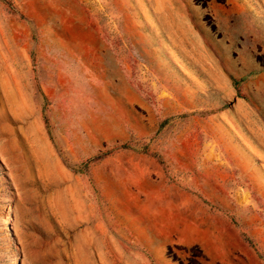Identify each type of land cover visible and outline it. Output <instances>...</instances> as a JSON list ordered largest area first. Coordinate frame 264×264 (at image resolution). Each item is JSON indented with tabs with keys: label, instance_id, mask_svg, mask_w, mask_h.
I'll use <instances>...</instances> for the list:
<instances>
[{
	"label": "rangeland",
	"instance_id": "374dc122",
	"mask_svg": "<svg viewBox=\"0 0 264 264\" xmlns=\"http://www.w3.org/2000/svg\"><path fill=\"white\" fill-rule=\"evenodd\" d=\"M0 264H264V0H0Z\"/></svg>",
	"mask_w": 264,
	"mask_h": 264
},
{
	"label": "bare ground",
	"instance_id": "6f19581e",
	"mask_svg": "<svg viewBox=\"0 0 264 264\" xmlns=\"http://www.w3.org/2000/svg\"><path fill=\"white\" fill-rule=\"evenodd\" d=\"M168 3V2H167ZM173 19V18H172ZM174 25V24H173ZM173 25H171V26H173ZM165 26V25H164ZM170 31V30H169ZM185 45V44H184Z\"/></svg>",
	"mask_w": 264,
	"mask_h": 264
}]
</instances>
